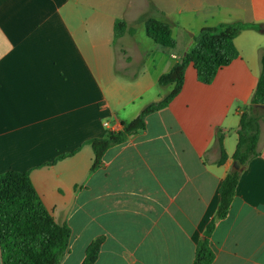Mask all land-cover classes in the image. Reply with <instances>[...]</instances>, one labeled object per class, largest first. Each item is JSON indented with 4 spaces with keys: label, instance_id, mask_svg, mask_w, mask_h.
Segmentation results:
<instances>
[{
    "label": "crops",
    "instance_id": "obj_1",
    "mask_svg": "<svg viewBox=\"0 0 264 264\" xmlns=\"http://www.w3.org/2000/svg\"><path fill=\"white\" fill-rule=\"evenodd\" d=\"M124 3L117 18L100 14L101 0H0V174L28 172L53 220L69 226L60 264H82L97 239L94 264H192L260 75L264 0ZM147 15L169 26L174 49L147 36L139 22ZM116 19L134 33L113 45ZM237 22L259 26L234 39L238 58L208 85L189 64L179 94L91 172L86 142L120 131L168 95L172 86L158 88V77L202 28ZM259 109L260 152L240 171L228 214L210 236L212 264H264Z\"/></svg>",
    "mask_w": 264,
    "mask_h": 264
},
{
    "label": "trees",
    "instance_id": "obj_2",
    "mask_svg": "<svg viewBox=\"0 0 264 264\" xmlns=\"http://www.w3.org/2000/svg\"><path fill=\"white\" fill-rule=\"evenodd\" d=\"M147 36L164 49H174L175 40L166 23L143 16ZM245 29L258 30V25L231 23L215 27H205L193 38V43L181 59L171 69L157 79V87L172 86L171 92L158 102L147 105L141 113L120 131H108L104 138L86 142L91 147L93 161L91 172L102 163L106 151L123 144L133 134L145 130V119L152 113L166 108L181 91L185 69L192 64L197 80L210 84L219 69L238 58L234 39ZM126 33L132 35L134 29L122 19H116L113 27V45ZM260 75L251 97L247 113L241 117L238 142L233 155L234 162L246 166L257 157L261 147L260 128L263 121L264 105V49L260 55ZM70 154H61L55 161ZM240 171L231 169L221 181L218 190V207L214 217L205 225L201 239L196 243L192 264H212L215 254L210 246V236L216 223L223 220L230 209ZM71 229L66 223H56L40 197L36 193L28 172L7 171L0 174V258L2 264H60L67 253ZM102 239L92 242L86 249L82 264H94Z\"/></svg>",
    "mask_w": 264,
    "mask_h": 264
},
{
    "label": "rangeland",
    "instance_id": "obj_3",
    "mask_svg": "<svg viewBox=\"0 0 264 264\" xmlns=\"http://www.w3.org/2000/svg\"><path fill=\"white\" fill-rule=\"evenodd\" d=\"M126 10L127 6H125L124 0H101L99 7L100 14L107 17L117 16V18H121V16H123V12ZM103 16L101 17V20ZM135 28L137 29L139 35H141L142 31H145L143 25H137Z\"/></svg>",
    "mask_w": 264,
    "mask_h": 264
},
{
    "label": "water",
    "instance_id": "obj_4",
    "mask_svg": "<svg viewBox=\"0 0 264 264\" xmlns=\"http://www.w3.org/2000/svg\"><path fill=\"white\" fill-rule=\"evenodd\" d=\"M260 30L264 31V25L260 26ZM182 62V60H180V63ZM256 107L258 108H262L264 109V105H257ZM243 168V166L241 164H239L238 162H234L233 163V169L237 170V171H241Z\"/></svg>",
    "mask_w": 264,
    "mask_h": 264
},
{
    "label": "built area",
    "instance_id": "obj_5",
    "mask_svg": "<svg viewBox=\"0 0 264 264\" xmlns=\"http://www.w3.org/2000/svg\"><path fill=\"white\" fill-rule=\"evenodd\" d=\"M104 126H107V123H105Z\"/></svg>",
    "mask_w": 264,
    "mask_h": 264
}]
</instances>
